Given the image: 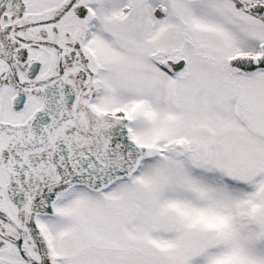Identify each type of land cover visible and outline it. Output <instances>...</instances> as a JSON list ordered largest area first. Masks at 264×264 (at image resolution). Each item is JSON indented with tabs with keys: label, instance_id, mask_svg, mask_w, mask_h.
I'll use <instances>...</instances> for the list:
<instances>
[{
	"label": "snow or ice",
	"instance_id": "obj_1",
	"mask_svg": "<svg viewBox=\"0 0 264 264\" xmlns=\"http://www.w3.org/2000/svg\"><path fill=\"white\" fill-rule=\"evenodd\" d=\"M0 264H264V0H0Z\"/></svg>",
	"mask_w": 264,
	"mask_h": 264
}]
</instances>
